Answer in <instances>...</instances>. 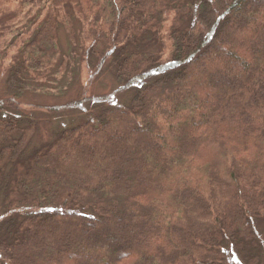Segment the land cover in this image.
Wrapping results in <instances>:
<instances>
[{
    "label": "trees",
    "instance_id": "1",
    "mask_svg": "<svg viewBox=\"0 0 264 264\" xmlns=\"http://www.w3.org/2000/svg\"><path fill=\"white\" fill-rule=\"evenodd\" d=\"M79 63L31 107L85 118L25 153ZM0 68V264H264V0H0Z\"/></svg>",
    "mask_w": 264,
    "mask_h": 264
},
{
    "label": "rangeland",
    "instance_id": "2",
    "mask_svg": "<svg viewBox=\"0 0 264 264\" xmlns=\"http://www.w3.org/2000/svg\"><path fill=\"white\" fill-rule=\"evenodd\" d=\"M60 40L63 48L67 49L69 40L64 32L60 33ZM103 72L104 73H102L98 79L94 80L95 82L92 85L91 94H89L92 96V99H96V102L101 100L104 105L126 101V96L129 92L128 89H123L122 86L117 84L116 79L107 73L108 71L106 72V69H104ZM88 77L86 67L79 63L69 75V83L66 80L65 82H62L67 83L68 85L71 83L67 92L63 95L59 92L61 81H59V83H55V80H51L49 85L46 84V87L52 91H41L44 88L39 87L30 89L23 94L20 98L22 104L21 112L23 114L31 112L32 114L30 115L35 117L37 121V130L30 140L25 153H30L31 151L37 149L41 145L50 141L61 129L73 126L85 118V112L80 108L73 109L70 112L67 111L68 115L66 116L56 117L55 113L47 112L45 109L33 108L31 105H59L60 102L74 98L80 93L81 87L85 84V81L88 80ZM5 79L6 77L4 76V72L2 71V68H0V96L4 97L10 94H8V88L6 89L7 86ZM96 97L102 98L97 99ZM81 111H83V113H81ZM1 203L2 201L0 204ZM259 232L264 240V229L259 227ZM228 264L237 263L229 259Z\"/></svg>",
    "mask_w": 264,
    "mask_h": 264
}]
</instances>
